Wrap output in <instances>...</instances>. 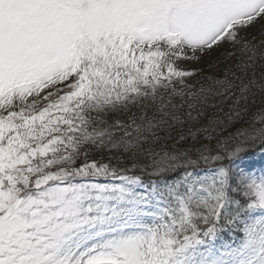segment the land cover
Segmentation results:
<instances>
[{
    "label": "snow or ice",
    "instance_id": "snow-or-ice-1",
    "mask_svg": "<svg viewBox=\"0 0 264 264\" xmlns=\"http://www.w3.org/2000/svg\"><path fill=\"white\" fill-rule=\"evenodd\" d=\"M0 264H264V0H0Z\"/></svg>",
    "mask_w": 264,
    "mask_h": 264
}]
</instances>
